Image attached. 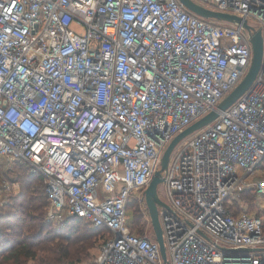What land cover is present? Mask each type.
Wrapping results in <instances>:
<instances>
[{
    "label": "built area",
    "instance_id": "obj_1",
    "mask_svg": "<svg viewBox=\"0 0 264 264\" xmlns=\"http://www.w3.org/2000/svg\"><path fill=\"white\" fill-rule=\"evenodd\" d=\"M195 1L256 24L179 0H0V161L42 176L53 226L107 228L86 264H165L127 204L137 192L150 222L143 191L165 148L241 81L257 29L255 79L168 161L158 215L168 264H264V218L232 205L244 190L264 200V0Z\"/></svg>",
    "mask_w": 264,
    "mask_h": 264
},
{
    "label": "trees",
    "instance_id": "obj_2",
    "mask_svg": "<svg viewBox=\"0 0 264 264\" xmlns=\"http://www.w3.org/2000/svg\"><path fill=\"white\" fill-rule=\"evenodd\" d=\"M15 164L18 165L16 175L21 189L0 211V264H75L91 258V250L100 234L108 233L107 228L94 226L75 215L65 218L59 227L47 222L48 198L42 176L29 173L23 163ZM241 196L251 198L253 191L244 190ZM138 216L136 209L132 223L128 216V225L132 232L142 235V225L137 227Z\"/></svg>",
    "mask_w": 264,
    "mask_h": 264
},
{
    "label": "water",
    "instance_id": "obj_3",
    "mask_svg": "<svg viewBox=\"0 0 264 264\" xmlns=\"http://www.w3.org/2000/svg\"><path fill=\"white\" fill-rule=\"evenodd\" d=\"M188 10L194 12L195 14L203 17V18H216L220 20H225L231 23H242L246 28H251L250 25L247 24L245 19H241V17L221 12L217 10L210 9L195 0H179ZM250 42L252 45V58L249 65V68L241 79V81L217 104V106L211 109L208 113L203 115L201 118L193 122L183 131L178 133L167 145L165 148L160 163L159 168L155 170L154 175L144 189V201L146 204V208L148 211L149 219L152 225L153 234L155 240L157 241L160 249V253L163 259V262L167 263L166 257V249L163 239V230L159 222L158 215V205L166 206L165 202L159 197L157 192V186L160 182L164 181L162 176V172L167 168L170 153L176 143L182 139L184 136L189 133L201 129L204 126L208 125L211 121H213L221 111H224L227 107H229L232 103H234L252 84L255 79L258 70L260 68L262 54H263V43H262V32L261 29H257L250 37Z\"/></svg>",
    "mask_w": 264,
    "mask_h": 264
},
{
    "label": "rangeland",
    "instance_id": "obj_4",
    "mask_svg": "<svg viewBox=\"0 0 264 264\" xmlns=\"http://www.w3.org/2000/svg\"><path fill=\"white\" fill-rule=\"evenodd\" d=\"M204 6L208 7V8H213V5L211 4H207L204 3ZM190 11V10H189ZM192 12V11H190ZM209 21L213 22V23H219V24H232L231 22L225 21V20H220V19H216V18H207ZM249 24L250 25H255L256 23L253 20H249ZM81 30V29H80ZM264 34V31H263ZM195 130L191 133H189L188 135L184 136L182 139H180L176 145L174 146V148L172 149L171 153H170V157L169 160L172 159L177 153L178 151L184 146L186 145V143L199 131ZM10 168H12V170H10ZM18 165L17 164H6L4 161H0V211L2 209V207L4 205H6L7 202H9L11 200V196L18 193L20 191V183L17 180V175H16V171H17ZM16 182V183H14ZM14 183V188L13 190H9L8 186ZM157 192L159 197L163 200L166 201V191H165V187H164V181L160 182L157 186ZM137 192H132L131 194V198L133 199L131 200V204L129 205V208L127 210V215L129 216V221H131L132 223V218L133 217V212L137 209V213L139 214L138 219V226L143 227L144 231H151V223L148 221V216L146 215L143 206L139 203V198H137ZM143 205L144 207H146L145 201L143 200ZM232 205L236 208H241L242 207L249 211V212H253L256 213L257 215L261 216L262 218H264V200L260 197H258L256 195V193L253 192V196L251 198L247 197H242V196H238L235 198V200L232 201ZM138 207L140 208V210H138ZM147 209V208H146ZM158 209H161V206L158 205ZM159 222L160 225L162 227V217L159 215ZM136 228V226L134 227ZM153 230V229H152ZM106 237H108V233L107 231H104L103 233L100 234L99 239L97 241L96 246L91 250V254L92 257L89 259H86L82 262H77L75 264H86L89 263L98 253V249L100 244L106 239ZM163 239H165V236L163 235ZM166 247V244H165ZM166 257L168 259L169 257V252L168 250H166ZM67 263H72V262H67ZM168 264V263H166Z\"/></svg>",
    "mask_w": 264,
    "mask_h": 264
}]
</instances>
